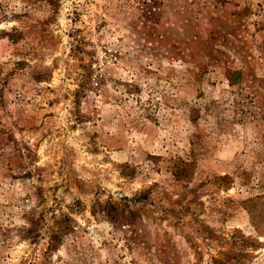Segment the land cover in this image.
<instances>
[{"label": "rangeland", "instance_id": "374dc122", "mask_svg": "<svg viewBox=\"0 0 264 264\" xmlns=\"http://www.w3.org/2000/svg\"><path fill=\"white\" fill-rule=\"evenodd\" d=\"M0 264H264V0H0Z\"/></svg>", "mask_w": 264, "mask_h": 264}, {"label": "trees", "instance_id": "16d2710c", "mask_svg": "<svg viewBox=\"0 0 264 264\" xmlns=\"http://www.w3.org/2000/svg\"><path fill=\"white\" fill-rule=\"evenodd\" d=\"M241 76V72L239 70H234L228 73V79L230 81V84H235V82L239 79V77ZM50 237L51 238H55V234L53 233V231H51L50 233ZM47 248H55V245L53 244V242L49 243Z\"/></svg>", "mask_w": 264, "mask_h": 264}]
</instances>
